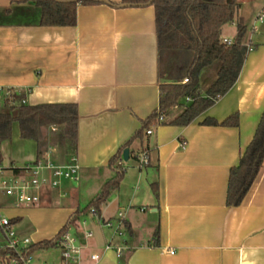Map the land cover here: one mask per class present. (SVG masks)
I'll return each instance as SVG.
<instances>
[{
    "label": "crops",
    "instance_id": "0c3cea01",
    "mask_svg": "<svg viewBox=\"0 0 264 264\" xmlns=\"http://www.w3.org/2000/svg\"><path fill=\"white\" fill-rule=\"evenodd\" d=\"M238 1L236 29L232 36L221 32V39L235 40L238 27H245L243 43L252 50L233 88L188 126L156 125L151 134L145 131L126 148L125 162L122 147L158 109L160 85L172 81L161 62L154 7L79 3L75 26L44 27L34 0H0L3 95L11 91L30 106L76 104L79 112L74 147L62 141L61 124L44 126L37 143L23 139L14 123L11 138L1 145V165L7 168L33 163L49 150L61 163L77 158L78 180L46 191L39 205L15 208L0 192V209L14 220L18 235L41 243L36 253L47 258L36 254L39 259L60 264L59 250L43 245L70 227L83 247L80 264H264V163L241 205H227L230 171L264 112V23L252 32L264 0L260 8H251L250 0ZM220 67L215 61L202 70L203 94ZM190 102L186 98L183 104ZM183 109L173 108L165 120ZM235 114L238 127L203 124ZM142 153L149 162L140 167ZM117 166L125 170L119 188L101 205L99 217L92 215L94 222L85 219ZM119 213L125 216L121 237L103 225ZM87 232L93 236L87 238ZM110 243L123 248L120 259L106 250ZM93 255L99 260L93 261Z\"/></svg>",
    "mask_w": 264,
    "mask_h": 264
},
{
    "label": "trees",
    "instance_id": "16d2710c",
    "mask_svg": "<svg viewBox=\"0 0 264 264\" xmlns=\"http://www.w3.org/2000/svg\"><path fill=\"white\" fill-rule=\"evenodd\" d=\"M28 1V0H27ZM41 9V26L73 27L77 23L78 4L87 5L92 2L59 4L47 0H34ZM150 0H121L122 3L145 4ZM156 30L161 62L167 57L165 68L169 69L172 81L160 85L158 109L143 123L142 129L128 141L122 150L128 148L135 138H141L145 131L153 126L174 125L188 126L200 115L210 109L224 97L237 82L247 53L243 43L245 27H238V35L232 46L222 42V28L235 20L239 8L238 0H225L216 3L214 0H154ZM221 62L217 80L205 94L199 86L203 69ZM184 79L188 81L180 84ZM190 98L188 105L183 104ZM22 98L13 96V101L6 99L0 105V164L2 163L1 145L11 138L12 125L18 123L21 137L40 143L43 140L42 128L51 124L64 126L60 135L63 142L74 147L78 139L79 112L76 104H42L30 106L21 103ZM182 106L184 109L175 118H165L169 112ZM160 117L164 119L159 121ZM204 125L238 127V114L228 117L219 123L207 118ZM118 158H121V154ZM264 163V112L252 141L242 154L239 163L229 174L227 205L238 207L249 192ZM116 176L107 182L87 207L97 214L101 205L109 195L119 188L125 170L117 166ZM156 193V191H155ZM14 222V220H13ZM66 229V228H64ZM156 239V237H155ZM43 246L54 247L49 241Z\"/></svg>",
    "mask_w": 264,
    "mask_h": 264
},
{
    "label": "built area",
    "instance_id": "2783aa9c",
    "mask_svg": "<svg viewBox=\"0 0 264 264\" xmlns=\"http://www.w3.org/2000/svg\"><path fill=\"white\" fill-rule=\"evenodd\" d=\"M264 23V9L258 14L252 32L258 33L260 26ZM222 42L228 46L234 44V40L222 39ZM251 51V47H247ZM188 80L184 79L180 84H185ZM0 89V99L4 103L6 99L13 101V94L7 91L4 95ZM190 101V98H187ZM22 104L25 101L22 99ZM164 118L160 117L159 121ZM159 125V123L157 124ZM148 130L147 134H151ZM181 148L186 149L187 143L182 142ZM140 167L149 162L147 154L142 153L138 156ZM79 178V165L76 157H72L67 163H61L54 157L49 150L40 156L35 162L22 167L7 168L0 164V192L12 200V206L15 208L36 206L42 200V195L48 190H54L61 187L62 183L68 181H77ZM145 211V209H141ZM91 214L99 217L94 209ZM124 213H119L115 221H104L103 225L114 229V234L121 237L124 234ZM92 232H87L86 237L91 238ZM54 247L59 250L60 264H80L83 247L77 243V240L71 235L70 227L63 229L55 239L51 240ZM41 247V243L34 242L29 237H20L14 229L13 220L0 213V264H54L49 260H42L36 256V251ZM106 250H113L117 258H121L123 248L110 243ZM174 254V251H170ZM93 261H98L99 256L93 255Z\"/></svg>",
    "mask_w": 264,
    "mask_h": 264
},
{
    "label": "rangeland",
    "instance_id": "374dc122",
    "mask_svg": "<svg viewBox=\"0 0 264 264\" xmlns=\"http://www.w3.org/2000/svg\"><path fill=\"white\" fill-rule=\"evenodd\" d=\"M251 2L249 3L250 4V6L251 5H253V6H251V8H260L261 7V4H263V2L261 1V0H256V1H254V0H250ZM214 2H216V3H223V2H225V0H214ZM239 2V1H238ZM236 18V17H235ZM235 29H236V26L235 25H233L232 23L231 24H227L226 26H224L223 28H222V35L223 36H232V34H233V32L235 31ZM166 61H167V57L164 55L163 56V60H162V63H163V67L166 65ZM165 62V63H164ZM168 62V61H167ZM1 102V101H0ZM2 199H1V196H0V201H1ZM86 206V205H85ZM0 213L2 214V215H4V216H7V217H9V215H8V213L6 212V210L5 209H0ZM85 217V219H88V220H90L91 222H94L95 220H92L91 219V217H93L92 216V214H91V212H88V214H86V216H84ZM83 217V218H84ZM94 218V217H93ZM96 219H97V217H95ZM111 231L113 232L114 230L113 229H111ZM37 255L38 254H40V255H42V258H47L46 256H44V254H43V252H37L36 253Z\"/></svg>",
    "mask_w": 264,
    "mask_h": 264
},
{
    "label": "water",
    "instance_id": "95a60500",
    "mask_svg": "<svg viewBox=\"0 0 264 264\" xmlns=\"http://www.w3.org/2000/svg\"><path fill=\"white\" fill-rule=\"evenodd\" d=\"M47 1H52L55 3H59V4L79 3V2L87 1V2L105 3L107 5L117 7V8H128V7H148V6L152 5L154 0H150L149 2H147L145 4L121 3L118 5L111 3L109 0H47ZM208 1H210V0H208ZM123 159L125 162L129 160V150L128 149L124 150Z\"/></svg>",
    "mask_w": 264,
    "mask_h": 264
}]
</instances>
